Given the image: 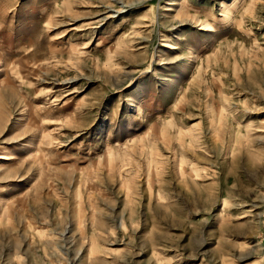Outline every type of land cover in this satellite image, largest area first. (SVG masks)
<instances>
[{
	"label": "rangeland",
	"instance_id": "rangeland-1",
	"mask_svg": "<svg viewBox=\"0 0 264 264\" xmlns=\"http://www.w3.org/2000/svg\"><path fill=\"white\" fill-rule=\"evenodd\" d=\"M0 264H264V0H0Z\"/></svg>",
	"mask_w": 264,
	"mask_h": 264
}]
</instances>
